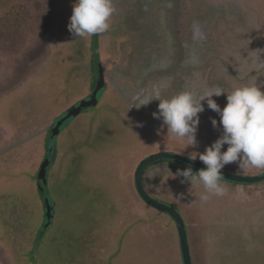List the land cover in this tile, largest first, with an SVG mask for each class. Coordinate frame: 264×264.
<instances>
[{"label": "rangeland", "instance_id": "374dc122", "mask_svg": "<svg viewBox=\"0 0 264 264\" xmlns=\"http://www.w3.org/2000/svg\"><path fill=\"white\" fill-rule=\"evenodd\" d=\"M142 1L112 0L116 11L106 40L104 33L99 38L96 34L72 37L68 24L76 0H0V264H182L174 221L141 200L134 172L143 158L158 151L203 153L219 138L209 135L213 127L199 123L198 147L188 148L186 141L166 137L162 121L153 115L139 121L109 88L96 107L65 126L46 174L41 168L54 120L90 95L99 62L107 68L106 81L115 87L119 79L125 81L106 57L111 54L117 63L124 54L130 59L140 56L137 46L144 41V25L157 22V12L150 16L140 10ZM186 1L179 3L185 6ZM200 2L203 8L226 4L225 9L246 12L250 20L246 35L258 39L264 52V0ZM211 38L220 56L225 44L235 46L221 42L217 33ZM167 48L160 47L144 67L165 68L170 62ZM254 61L239 81L245 83L248 73L262 68ZM120 85L130 90L127 84ZM225 169L237 172L238 165L231 163ZM40 176L47 177L55 204L48 227H44ZM255 192L253 187H237L231 203L247 204ZM195 196L202 208L189 195L164 199L185 218L194 264H207L201 227L209 221L210 199ZM257 205L238 218L229 210L212 226L220 236V264H264V201ZM261 209L255 218L253 213ZM3 250L9 252V259Z\"/></svg>", "mask_w": 264, "mask_h": 264}, {"label": "flooded vegetation", "instance_id": "af4514ba", "mask_svg": "<svg viewBox=\"0 0 264 264\" xmlns=\"http://www.w3.org/2000/svg\"><path fill=\"white\" fill-rule=\"evenodd\" d=\"M180 1L181 0H143L140 10L144 14H149L150 16H154V12H157V22L153 24L147 22L144 25V32H141L143 37L142 40L144 41H141L137 46L140 56L137 59H130L128 54H124L117 63H113L111 54L110 57H106L107 60L111 62V66L109 65V67L114 68L119 73L120 77H124L125 79L124 82L122 79H119L116 83V87L109 81H106V89L110 88L115 91L119 98L126 104L130 112L139 118V121L146 119L148 116L152 117L153 113L158 110L159 101H153L149 105L139 108V104L133 101V96L141 92L150 91L153 85L161 86L162 98H171L183 90H193L197 94H202L204 90L216 86L223 88L226 93H230L236 87L251 84H257L264 90V67L257 70L256 73H253V71L248 73V78L245 83L239 81L240 79H244L243 73L246 70L253 68L255 63L254 60L260 55L258 51L261 52L262 49L259 43H256L258 39L254 40L252 36L246 35L248 32L250 33L249 26H247V21L250 22V20L246 17V12L240 11L238 8H232L233 10L225 9L224 7H226V4L219 5L220 8L216 9L201 7L202 4L200 1L202 0H188L185 6L180 5ZM197 2H200L199 6L201 8L198 7ZM236 5L239 6L238 4ZM208 13H212L214 16L212 18H207L206 14ZM232 20H235V22L232 23ZM194 24L200 27L203 33L202 38H193ZM142 25L143 24L138 25L136 27L137 30H141L140 27ZM216 33L222 38L221 42L228 41L235 44V46L225 44L224 50L222 51L224 54L222 56L217 54L218 50L214 42L215 40L211 38ZM96 35H98V38L101 36V34ZM104 35L107 40L106 33H104ZM145 42L149 43L147 47L144 45ZM254 42L256 44H254ZM163 46H168L167 49L170 55L169 64L165 68L157 67L153 64L144 67L147 61L156 56V54H159L160 47L162 48ZM249 52L250 55L247 54ZM193 59L198 60V63H193ZM100 65L105 69V72L107 70V68L99 62L97 76L95 77V81L91 87L92 90L89 94H92L96 88ZM233 73L237 78H234ZM233 81H236V87H233ZM120 83L127 84V88L130 90L128 91L126 89L125 91V88L122 89ZM119 91H121L123 95L126 93L125 97L127 99H124ZM213 99L216 100L221 108L225 107L227 104L226 95L220 97L214 96ZM202 103L205 111L199 114L200 123L213 127L211 119L215 118L219 121L220 117L215 111L207 107L206 101ZM221 128L222 126L219 129L213 128L212 133L209 135L220 137L222 134ZM50 132L52 134L51 129ZM227 147L228 146L225 145L223 150H226ZM175 153L188 156V154L185 153ZM189 166L190 165L181 162L166 159L146 166L143 171V183L146 191L153 197L162 198L165 202L167 201L164 197H176L175 194H164L159 190V187L163 184L162 179L167 177L169 180L171 179V172L175 174L177 169H185ZM191 167L194 172L199 171L198 168ZM158 169H164V172L154 176V171ZM222 170L232 174L237 173L236 171H229L225 168ZM262 174H264V169H257L253 172L247 171L238 175L259 176ZM183 179V177L173 179V182L178 184V190L181 191L179 195L182 196L189 193L191 198L194 199L193 202L195 206L202 208L200 205L201 202L195 196V194L200 196V192H203L202 185H197L190 190V183H181ZM221 184L226 188V193L219 197L222 203L216 200L217 196L210 197V202L208 203L209 207L206 211L210 215V217L208 215L209 221H206L201 227L207 264H220L219 260H217L221 253L218 247L220 236L212 232V226L218 225V221L229 210L235 214V218H238L240 214H243L242 212L244 210H253L258 202L264 201V181L256 184H238L221 180ZM240 186L243 188H256L255 198L247 204L244 203V201H237L234 204L231 203L232 196L230 195H233L236 188ZM167 203L172 204L170 201ZM172 205L176 206L175 204ZM217 205L219 206L217 209L210 211L211 208L213 209ZM261 211L262 209L255 210L253 213L254 217L257 218ZM242 222L245 223V220H242ZM3 254H5L7 259L10 258L9 252L3 250Z\"/></svg>", "mask_w": 264, "mask_h": 264}, {"label": "clouds", "instance_id": "9594fccd", "mask_svg": "<svg viewBox=\"0 0 264 264\" xmlns=\"http://www.w3.org/2000/svg\"><path fill=\"white\" fill-rule=\"evenodd\" d=\"M68 24V31L74 39L107 32L110 20L115 13L112 0H76ZM203 37L200 27L193 25V38ZM256 62L264 67L258 51ZM193 63L198 60L193 59ZM226 95L227 104L221 108L213 97ZM139 108L153 101H159L158 110L153 113L155 119L161 120V129L166 128L167 135L186 141L188 148H197V131L200 123L199 114L207 107L215 111L220 120L211 119L213 128L222 126V134L203 153L192 151L188 159L201 161L206 168L194 172L191 166L171 172V178L183 177L181 183H190L191 188L202 185L201 201H208L211 196H223L226 188L221 184L224 179L222 169L231 163H237L240 173L249 168L264 169V90L257 84L236 87L230 93L216 86L197 94L193 90H183L171 98H162L161 86L153 85L150 91L133 96ZM160 135V132L157 133ZM165 137V138H166ZM227 145L226 151L223 150ZM168 180L162 179V183ZM189 190V192H190ZM180 198H183L182 196Z\"/></svg>", "mask_w": 264, "mask_h": 264}, {"label": "water", "instance_id": "95a60500", "mask_svg": "<svg viewBox=\"0 0 264 264\" xmlns=\"http://www.w3.org/2000/svg\"><path fill=\"white\" fill-rule=\"evenodd\" d=\"M105 90H106L105 69L100 65L99 78L97 80V85L94 92L89 96L85 97L84 99L73 104L71 107H69L66 111H64L60 116H58L54 120L53 125L51 127L52 134L48 142L45 159L41 165L44 174H46V172L49 169L50 163L55 153L56 142L61 131L70 121L78 117L84 110L91 107H96L99 104L101 95ZM164 159L181 162L193 166L195 168H198L199 170L205 169L206 166L201 161L189 160L188 156L185 155H181L170 151H158L154 154L148 155L145 158H143L137 165L134 172V185L136 192L138 196L141 198V200L149 207L167 214L174 221L178 232L182 264H194L188 227L182 212L176 206L167 203L157 197L151 196L146 191L143 183V171L145 167L152 163ZM163 172L164 169H158L155 170L153 174L154 176H156L157 174ZM222 175L224 177V179L222 180L238 183V184H256L264 181V174L259 176L237 175L222 170ZM43 177L40 176L41 196L44 202V209H45L44 227H48L54 220L55 204L53 203L48 191L47 177L46 176Z\"/></svg>", "mask_w": 264, "mask_h": 264}, {"label": "crops", "instance_id": "0c3cea01", "mask_svg": "<svg viewBox=\"0 0 264 264\" xmlns=\"http://www.w3.org/2000/svg\"><path fill=\"white\" fill-rule=\"evenodd\" d=\"M177 185V186H176ZM178 184H175V182H173V179H169L166 180L160 187L159 190L162 191L164 194H175L178 195L181 191L178 190ZM201 191V190H200ZM202 193V191H201ZM187 195H189V193H186ZM190 196V195H189ZM159 198V197H158ZM161 200H163L162 198H159ZM164 201V200H163ZM181 211V210H180ZM188 227V226H187ZM189 233V232H188Z\"/></svg>", "mask_w": 264, "mask_h": 264}]
</instances>
